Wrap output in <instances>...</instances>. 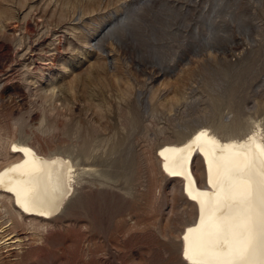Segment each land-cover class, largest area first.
Listing matches in <instances>:
<instances>
[{
  "label": "rangeland",
  "instance_id": "1",
  "mask_svg": "<svg viewBox=\"0 0 264 264\" xmlns=\"http://www.w3.org/2000/svg\"><path fill=\"white\" fill-rule=\"evenodd\" d=\"M145 1H120L118 15L95 34V18L79 24L89 46L112 55L109 63L118 59L124 72L109 87L85 88L96 102L105 100L101 108L86 106L82 84L72 92L79 107H60L42 86L61 63L49 71L46 61L21 58L20 37L45 59L53 53L48 51L64 46L63 31L56 32L61 40L49 49L45 38L42 47L34 44L40 33L35 10L27 31L15 33L14 22L0 20V165L18 141L69 158L77 171L75 192L48 232L33 236V230L18 227L23 244L4 248L15 233L0 210V232L7 231L0 240V264H187L181 238L193 208L181 182L150 171L159 160L149 156H159L164 140L178 141L204 127L222 140H244L258 126L264 135V0H159L174 9L162 15L165 22H156L153 12L137 11ZM16 3L14 10L23 11ZM135 22L146 37L144 52L136 44L132 48L131 35L126 40L115 34L132 30ZM104 38L113 45L101 48ZM87 46L80 45L82 51ZM89 61L85 68L94 66V59ZM8 69L11 79L2 80ZM124 88L132 92L128 99L121 96ZM172 97V107L163 105Z\"/></svg>",
  "mask_w": 264,
  "mask_h": 264
},
{
  "label": "bare ground",
  "instance_id": "2",
  "mask_svg": "<svg viewBox=\"0 0 264 264\" xmlns=\"http://www.w3.org/2000/svg\"><path fill=\"white\" fill-rule=\"evenodd\" d=\"M29 1L0 0V20L14 22L13 31L21 32L28 27L35 10L40 33L34 44L38 43L40 47L42 38L49 40L47 46L50 49L55 46V40H61L56 32L63 31L67 35L64 46L48 51L53 53L45 59L36 54L34 46L26 44L25 36L19 39L18 45L23 52L21 58L31 55L29 60L32 63L34 59L46 61L42 63L49 66V71L57 62L61 63L59 71L53 75L55 77L42 86V91L47 90L51 100L60 107L78 108L72 93L75 85L82 84L84 90L96 84L109 87L113 78L118 81L123 78L119 60L109 63L112 55L96 49L95 45L89 46V37L79 31V24H84L86 17H93L95 22L91 23L96 26L92 31L97 33L106 21L118 15L121 11L118 4L122 0H41L38 7H30ZM158 1L147 0L137 11L153 12L156 22H165L162 15L174 9L167 2L158 5ZM16 2L23 11L14 10L13 3ZM136 23H133L132 30L117 29L115 34L123 35L120 37L124 39L132 36V48L136 44V49L144 52L146 37L137 25L139 22ZM108 41L104 38L99 43L101 48H105ZM150 42L153 41L150 39ZM81 44L88 45L89 49L82 51ZM109 45L113 44L108 42ZM82 56L88 62L93 58L94 66L90 64L85 68L86 61H82ZM9 70L3 75L8 77L2 80L11 79ZM40 75L45 76L43 72ZM67 76H73L69 83L64 82ZM89 80L93 83L87 84ZM125 89L121 96L127 98L132 92L129 90L127 95ZM86 92L83 93L86 106L88 102L98 108L107 104L105 100L96 102L97 96ZM175 101V97L168 98L163 105L166 102L171 106ZM12 147L10 158L0 165V210H4L15 233L1 244L4 248L21 245L24 239L17 233L18 227L33 230V236L48 232L51 220L58 218L75 192L77 172L69 158L48 154L43 147L18 141H13ZM158 152L160 154L155 158L148 155L149 160H159L158 164L151 165L150 171L153 169L151 172L181 182L186 202L193 208L191 221H188L181 238V259L187 264H264V135L261 127L258 126V130L244 140H222L214 131L204 127L178 141L164 140ZM195 162L200 163H197L198 173ZM2 232L0 240L7 236V231ZM37 238L32 240L41 239ZM12 239L15 241L7 244Z\"/></svg>",
  "mask_w": 264,
  "mask_h": 264
}]
</instances>
